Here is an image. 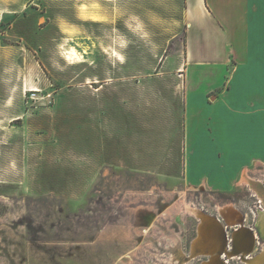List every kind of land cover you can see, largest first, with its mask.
I'll return each mask as SVG.
<instances>
[{"label": "rangeland", "instance_id": "374dc122", "mask_svg": "<svg viewBox=\"0 0 264 264\" xmlns=\"http://www.w3.org/2000/svg\"><path fill=\"white\" fill-rule=\"evenodd\" d=\"M131 1L0 0V264H248L242 227L264 252L262 181L199 188L187 46Z\"/></svg>", "mask_w": 264, "mask_h": 264}, {"label": "crops", "instance_id": "0c3cea01", "mask_svg": "<svg viewBox=\"0 0 264 264\" xmlns=\"http://www.w3.org/2000/svg\"><path fill=\"white\" fill-rule=\"evenodd\" d=\"M129 6L162 13L167 38L187 46L186 138L195 141L188 144L187 171L196 157L205 180L199 188H230L238 178L253 191L243 176L264 186V0H132Z\"/></svg>", "mask_w": 264, "mask_h": 264}, {"label": "bare ground", "instance_id": "6f19581e", "mask_svg": "<svg viewBox=\"0 0 264 264\" xmlns=\"http://www.w3.org/2000/svg\"><path fill=\"white\" fill-rule=\"evenodd\" d=\"M2 12V11H1ZM8 12V11H7ZM99 20V19H98ZM96 21V20H95ZM66 52V51H65ZM85 52H80L78 50L77 47L75 46H72L68 51H67V57L71 60H76V61H80L84 58L83 54ZM68 59V60H69ZM242 181L243 182H246V183H250L251 180L247 178V176H243L242 178ZM252 184V183H251ZM204 188V187H203ZM264 215L262 214V217ZM205 217V216H204ZM206 218V217H205ZM205 221H207L206 223V228L209 227V228H215L213 227L215 225V222H213L212 219H206ZM262 224V228L264 229V221L261 223ZM203 225V224H202ZM203 227V226H202ZM261 228V227H260ZM205 231V230H204ZM206 232V231H205ZM264 233V232H263ZM212 236V235H211ZM246 240V242H245ZM235 241H236V244H237V248H236V251L235 252H241L244 256V260L245 262H247L248 264H262L264 262V252L254 258V259H251V260H248L245 256L250 254L251 251L254 249V245H255V235H250L248 233V231L242 227L241 229H238L237 232L235 233ZM249 241V247H247V243ZM211 263L212 264H221V262H219V257L218 255L216 254L215 250L212 249V259H211Z\"/></svg>", "mask_w": 264, "mask_h": 264}, {"label": "flooded vegetation", "instance_id": "af4514ba", "mask_svg": "<svg viewBox=\"0 0 264 264\" xmlns=\"http://www.w3.org/2000/svg\"><path fill=\"white\" fill-rule=\"evenodd\" d=\"M256 242V241H255ZM255 246V245H254ZM247 247H249V241H248V243H247ZM255 248V247H254Z\"/></svg>", "mask_w": 264, "mask_h": 264}]
</instances>
